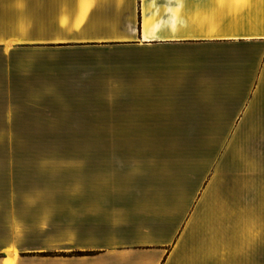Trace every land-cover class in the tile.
<instances>
[{
    "label": "crops",
    "instance_id": "obj_1",
    "mask_svg": "<svg viewBox=\"0 0 264 264\" xmlns=\"http://www.w3.org/2000/svg\"><path fill=\"white\" fill-rule=\"evenodd\" d=\"M7 49L0 135L107 138L0 203V264H264V0H0Z\"/></svg>",
    "mask_w": 264,
    "mask_h": 264
},
{
    "label": "rangeland",
    "instance_id": "obj_2",
    "mask_svg": "<svg viewBox=\"0 0 264 264\" xmlns=\"http://www.w3.org/2000/svg\"><path fill=\"white\" fill-rule=\"evenodd\" d=\"M24 58L35 59L37 56L24 55L19 50H0L2 65L12 66L16 61ZM2 91L5 93V88ZM7 93L9 105H0L2 108H8L6 111L0 110V127L5 126L4 118L15 116L16 110L22 106L23 93L20 88L8 87ZM32 100L33 97L30 98V101ZM5 101V96L0 98V103ZM29 106H36V104ZM78 127L86 128L87 126L78 125ZM34 128H40V126L34 125ZM106 138L51 134L0 135V203L22 194V197H26L25 194L30 195L43 187H53L56 185L55 182L61 190L67 189L76 177L86 175V168L89 166L88 145L92 143L100 145ZM5 217L0 215L1 236H5L8 230L14 233L16 229L13 223L15 215L7 217L8 225L4 224Z\"/></svg>",
    "mask_w": 264,
    "mask_h": 264
}]
</instances>
